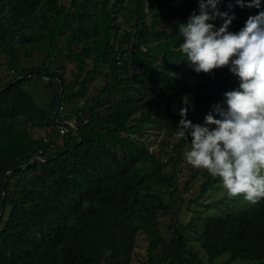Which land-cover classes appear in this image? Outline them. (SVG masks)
Masks as SVG:
<instances>
[{
  "label": "trees",
  "instance_id": "trees-1",
  "mask_svg": "<svg viewBox=\"0 0 264 264\" xmlns=\"http://www.w3.org/2000/svg\"><path fill=\"white\" fill-rule=\"evenodd\" d=\"M125 1L70 0L67 7L61 0H0V46L10 52L13 70L0 85V264H133L142 231L150 238L144 264L204 263L190 248L182 223L174 226L172 239L164 236L158 215L171 203L155 189H170L169 202L182 191L175 173L165 169L172 162L176 167L190 147L176 134L183 96L194 102L188 118L202 123L239 82L227 67L197 73L182 60L177 25L198 11V0ZM229 2L234 0H223L221 10H228ZM125 10L136 21L130 30L119 20L130 22ZM232 11L237 18L230 30L238 31L258 9ZM26 35L31 43L44 40L46 56L38 66H25L16 54ZM113 38L119 39L118 48H112ZM64 50L77 64L70 82L53 69ZM89 58L93 68L86 70ZM103 61L111 80L69 112L70 101L94 81ZM133 67L134 73L124 75ZM43 79L56 89L50 107L38 105L26 89ZM75 115L78 127L62 136L61 145L30 132L34 125L52 124L56 135L59 122ZM148 126L162 131L160 146L171 153L167 159L142 138ZM37 153L43 160L31 162ZM203 178L190 203L219 183L207 170ZM249 205L206 216L195 227L211 263L226 254L228 263L264 262V199Z\"/></svg>",
  "mask_w": 264,
  "mask_h": 264
},
{
  "label": "clouds",
  "instance_id": "clouds-1",
  "mask_svg": "<svg viewBox=\"0 0 264 264\" xmlns=\"http://www.w3.org/2000/svg\"><path fill=\"white\" fill-rule=\"evenodd\" d=\"M222 3L198 0V11L177 25L179 49L197 73L227 67L238 87L224 92L202 123L188 118L194 102L185 94L176 134L190 142L183 154L190 165L218 177L229 197L255 205L264 199V0H234L228 10H221ZM236 6L258 11L232 31Z\"/></svg>",
  "mask_w": 264,
  "mask_h": 264
},
{
  "label": "rangeland",
  "instance_id": "rangeland-1",
  "mask_svg": "<svg viewBox=\"0 0 264 264\" xmlns=\"http://www.w3.org/2000/svg\"><path fill=\"white\" fill-rule=\"evenodd\" d=\"M63 4H65L67 7H70V0H61ZM129 1L126 0L125 3H128ZM126 13V20L123 16H120L119 20L124 23V27L126 29H132L135 24V18L131 16L128 10H125ZM149 20L150 17H149ZM164 25V24H162ZM136 27V26H135ZM38 30V28H36ZM44 33V30H43ZM29 35L24 36V41L22 43L18 42L16 54L18 58L21 60V62L27 66H38L40 65L43 60L45 59L46 52L43 50V45L41 39L40 43L35 44L28 42L29 41ZM84 41V40H83ZM86 41H89L87 39ZM85 42V41H84ZM119 39H112L111 45L112 48H118L119 46ZM60 46H64L62 42H60ZM127 45V44H126ZM131 46V45H130ZM3 50V51H2ZM80 50V47L78 48ZM9 51H5L4 48L0 46V85L3 83H6L12 78L13 70L11 66L8 63L9 58ZM68 52L66 50L63 51V53L58 57L60 59L59 62L54 65L53 69L55 71H62L65 74V77L68 82L71 80H74L77 73V64L75 61H71L67 57ZM93 68V60L92 58L87 59L86 62V70ZM136 71V68H130L128 73H125L124 75L132 74ZM109 72V67L107 65V62L103 61L100 65V68L98 72L95 74V79L92 82H86L84 85V88L82 89V92L77 95V97L73 98L70 102V105L68 107V111L70 112L71 109H73L75 106H80L85 102V100H90L91 97L94 96L102 87L106 84L107 81L111 80L112 75L107 74ZM44 78V77H43ZM45 79V78H44ZM43 79L38 81L29 82L27 84L26 89L29 91L31 95L35 98L38 105L41 107H50L52 106V100L55 95V90L52 86H49L46 81ZM80 88V85H76L74 87V90H77ZM90 103V102H89ZM72 105V107H71ZM100 110H103L102 108ZM69 112H67L65 115H68ZM36 119V117H35ZM38 119V118H37ZM86 119V118H84ZM87 122V119L84 121V123ZM55 128L52 124L47 125L46 127H37L34 125V127L30 128V132L34 137H43L45 141H50L51 138L55 139L59 145L62 144V136L63 134L58 133L54 134ZM75 133V132H74ZM164 137L162 131L158 128L148 126L144 129V136L142 138L146 142L147 146L150 147V149L153 151H156L160 156H162L163 159H167L171 153L169 154L165 153V150H163L160 146V143L163 142L161 140ZM159 142L158 146H153V144H156ZM54 145V144H53ZM190 147H188L186 151H188ZM32 162V160H31ZM203 168H196L190 165L185 157L183 156L178 160V164L176 167H174L173 162L165 169V172L167 174L175 173L177 178L179 179L181 185H182V191L177 192L174 195L173 202H169V191L170 189H167L166 187H157L155 190L162 192L165 196L166 202L170 204L169 211L167 212H161L158 215L159 223L161 227V231L163 232L164 236L167 240L172 239L174 237V226L182 223L184 225L183 231L187 234H189L188 237V243L190 248L196 250L199 255L200 259L204 261L203 264H264V262H258V261H251L247 260L245 262H242L241 260H236L231 263H228L230 255L226 254L224 256H221L220 258L216 259L214 262L211 263L210 258L205 251V249L202 247L200 241L198 240V234L195 232V227H199V224L202 223L206 216H213V215H220V214H226L230 211H239L241 208H248L250 207L249 202L245 201L244 199L237 202L233 200L231 197L228 196L227 191L223 188L221 183H217L214 188H210L207 190L206 194L201 197V199L198 202L190 203L189 200L193 199L194 197L199 195V188L201 185V182L204 180ZM193 178V180H191ZM163 189L167 192L164 193ZM150 244V238L148 237L147 233L141 232L138 234L137 237V244L136 248L134 250V258H133V264H144V262H147L148 260V247ZM154 264H167V263H154Z\"/></svg>",
  "mask_w": 264,
  "mask_h": 264
},
{
  "label": "built area",
  "instance_id": "built-area-1",
  "mask_svg": "<svg viewBox=\"0 0 264 264\" xmlns=\"http://www.w3.org/2000/svg\"><path fill=\"white\" fill-rule=\"evenodd\" d=\"M44 78L46 80H48L47 76H44ZM77 116L78 115H75L72 118H68V119H65V120L59 122L58 128H57L59 130V133L64 135L70 130H76L77 127H78V123H79V118H77ZM53 147H54V145L52 144L51 148H53ZM41 154H43V153H37L36 155H34L32 161L35 160V159L43 160Z\"/></svg>",
  "mask_w": 264,
  "mask_h": 264
}]
</instances>
